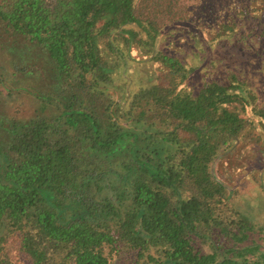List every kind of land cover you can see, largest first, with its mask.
<instances>
[{
  "label": "trees",
  "instance_id": "obj_1",
  "mask_svg": "<svg viewBox=\"0 0 264 264\" xmlns=\"http://www.w3.org/2000/svg\"><path fill=\"white\" fill-rule=\"evenodd\" d=\"M195 17L264 36V0H0V264H264L211 170L264 137L256 89L155 46Z\"/></svg>",
  "mask_w": 264,
  "mask_h": 264
},
{
  "label": "rangeland",
  "instance_id": "obj_2",
  "mask_svg": "<svg viewBox=\"0 0 264 264\" xmlns=\"http://www.w3.org/2000/svg\"><path fill=\"white\" fill-rule=\"evenodd\" d=\"M207 20L195 17L194 21L189 20L188 23L169 24L161 30L155 46L177 54L192 66L197 65L190 78V83L196 88L204 81L214 78L221 80L226 72L248 76L257 91L258 103L264 106V36L258 39L256 32L249 34L247 31L240 34L244 27L239 28L237 33L235 31L236 35L232 33L212 39L214 31L207 25L211 19ZM240 35L243 37L240 38ZM1 46L6 45L0 43V67H3L7 66L8 61ZM39 56L37 54L36 60ZM137 61L142 62L140 59ZM143 67L152 73L156 68L149 64H143ZM6 88V84H0V101L5 98ZM227 155L229 157L225 161L219 162ZM217 158L212 162L211 170L215 175L214 170L218 165L217 177L227 180L234 190L228 195L229 206L238 212L240 218L249 222L246 240L235 247L248 248L245 253L248 262L257 260L264 263V137L256 143L245 145L237 140ZM10 242L14 264H30L27 256L17 249L15 237ZM119 258V263L127 264L130 256L120 254Z\"/></svg>",
  "mask_w": 264,
  "mask_h": 264
},
{
  "label": "water",
  "instance_id": "obj_3",
  "mask_svg": "<svg viewBox=\"0 0 264 264\" xmlns=\"http://www.w3.org/2000/svg\"><path fill=\"white\" fill-rule=\"evenodd\" d=\"M218 159V158H217Z\"/></svg>",
  "mask_w": 264,
  "mask_h": 264
}]
</instances>
